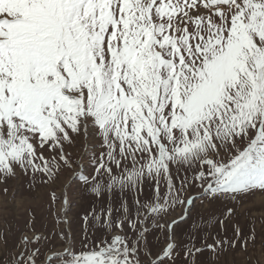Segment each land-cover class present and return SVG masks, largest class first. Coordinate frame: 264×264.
Returning <instances> with one entry per match:
<instances>
[{"label": "snow or ice", "instance_id": "snow-or-ice-1", "mask_svg": "<svg viewBox=\"0 0 264 264\" xmlns=\"http://www.w3.org/2000/svg\"><path fill=\"white\" fill-rule=\"evenodd\" d=\"M0 194V264H264V0H0Z\"/></svg>", "mask_w": 264, "mask_h": 264}, {"label": "rangeland", "instance_id": "rangeland-1", "mask_svg": "<svg viewBox=\"0 0 264 264\" xmlns=\"http://www.w3.org/2000/svg\"><path fill=\"white\" fill-rule=\"evenodd\" d=\"M24 194L25 193L23 192V189H20L17 191V193H16L17 202H19L22 199ZM3 199H4V197L2 196V194H0V216H2L4 214V208L2 206ZM250 207L259 210V208H260L259 197L256 198V201L253 204H251ZM26 208H32L35 211L37 217L39 218L42 214H46L45 199L30 200V201H27L23 204H20L18 209H17V213L20 216L26 215V212H25Z\"/></svg>", "mask_w": 264, "mask_h": 264}]
</instances>
